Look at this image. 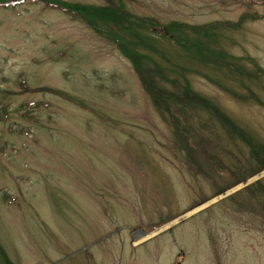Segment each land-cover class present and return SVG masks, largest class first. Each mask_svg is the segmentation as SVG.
Returning a JSON list of instances; mask_svg holds the SVG:
<instances>
[{
    "label": "rangeland",
    "instance_id": "rangeland-1",
    "mask_svg": "<svg viewBox=\"0 0 264 264\" xmlns=\"http://www.w3.org/2000/svg\"><path fill=\"white\" fill-rule=\"evenodd\" d=\"M63 2L152 19L158 83L256 149L197 99L155 104L86 20L1 2L0 264H264V0ZM176 21H223L178 32L227 62L160 35Z\"/></svg>",
    "mask_w": 264,
    "mask_h": 264
},
{
    "label": "trees",
    "instance_id": "trees-1",
    "mask_svg": "<svg viewBox=\"0 0 264 264\" xmlns=\"http://www.w3.org/2000/svg\"><path fill=\"white\" fill-rule=\"evenodd\" d=\"M50 5H54L56 7L64 9V11L71 13L75 17H80L88 22L92 28L100 33H108L107 35L111 36L112 39L117 45L121 53L127 57L133 67L135 68L138 76L140 77L143 85L145 86L148 93L151 95L153 101L157 105H164V108L171 112L170 107L168 105V101L173 97L179 99H194L202 102L206 106H212L207 99L198 93H196L188 84L181 86L178 85L179 88H182V93L167 90L162 87L157 79V75H162L161 72L163 69L161 68V64L149 54L146 50H153L156 52H160L159 49L154 45L152 41V36L150 33L156 31L157 25L154 24L152 19L144 18V17H135L130 14L124 8H104L93 10L92 8H86L81 4H70L67 2H63V0H44ZM1 2H9V0H0ZM224 22H215L204 25H189L182 22H172L169 23L164 31L160 34L164 37H168L182 44L184 47H192L196 50L202 52V55H205V60H212L213 62H227L225 58L220 59V57L225 56L226 54L217 52L215 53V57L207 56V51L204 53L203 45L201 42H193L190 41L188 35L182 32H178L181 28H187L190 31H194L198 33H208V30L213 28L216 25H222ZM190 41V42H189ZM209 52L210 49L207 48ZM211 55V54H209ZM222 62V63H223ZM154 64V66H153ZM176 87V84H174ZM73 101L79 104H83L77 99L73 98ZM213 107V106H212ZM214 110L223 118L230 126L239 133L244 139H247V134L244 133L240 127L236 126V124L220 110H217L216 107H213ZM175 116V113H173ZM248 140V139H247ZM250 144L251 141L248 140ZM253 149H256L254 144ZM4 255V254H3ZM7 264H13L8 258L7 255L5 257Z\"/></svg>",
    "mask_w": 264,
    "mask_h": 264
}]
</instances>
